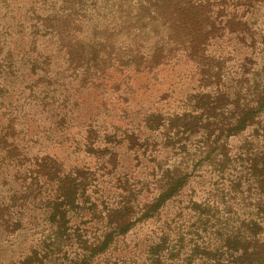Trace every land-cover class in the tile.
<instances>
[{
    "label": "trees",
    "instance_id": "16d2710c",
    "mask_svg": "<svg viewBox=\"0 0 264 264\" xmlns=\"http://www.w3.org/2000/svg\"><path fill=\"white\" fill-rule=\"evenodd\" d=\"M124 3L130 8L123 13L121 4L115 20L116 26L125 31L123 36L126 38H117L112 42L106 37L87 39L84 31V42L87 41L84 45L87 46L84 47V75L91 74L93 78L85 80L81 87L95 84L107 87L115 74L106 72L102 66L104 60L143 55L141 47L134 46L133 41L147 29L154 39L150 48L147 46L150 51L147 55L150 64L146 65L148 72L157 74L167 66L173 71L183 62L186 71L195 80L196 88L186 95L182 111L124 108L120 119L113 121L108 120L110 113L104 110L107 117L103 124L105 147L99 149L95 133L87 130L83 143L75 146L77 151H72L78 156L72 161L58 152H47L33 159L24 170L26 160L21 159L17 152H12L10 146L2 148L5 151L3 160L14 163L18 174L26 173L20 180L22 194L19 206L26 209L28 200L38 201L44 228L26 252L20 253L18 258L2 260L0 264H110L105 258L121 245L122 250L141 247L145 254L141 264H264V86L258 88L255 96L247 102H242L235 90L232 94L226 91L223 55L208 52L212 39L219 37L217 31L220 30L216 22L218 16H213L215 11L211 0H125ZM85 6L84 17L87 18ZM64 11L70 12L71 8ZM65 15L61 16L63 20L70 18L69 14ZM232 16L235 17V12ZM247 22L248 19L245 24ZM127 25H131L130 33L126 32ZM47 27L50 32L46 34L61 39L64 35V38L68 36L67 31L59 28V24ZM150 41L148 37L147 43ZM173 51L175 54L171 56L169 53ZM162 53L166 54V60L156 61L157 55ZM65 55L71 54L65 51ZM118 67L116 72L123 74L122 68ZM137 113L142 114L138 121L135 120ZM133 125L134 133L130 134L128 131ZM250 126L261 131L253 135L261 139L258 146L261 149L259 153L258 150L253 153L246 170L230 181L227 200H224V195L218 194H212L218 196V200L203 197L199 201L191 197L186 206L176 211L178 217L186 210L194 214L195 220L193 224L185 226L188 229L186 232L174 221V228L169 222L128 242L132 232L158 220L167 204L184 196L185 189L199 168L198 162L210 159L212 164V159L223 170L231 159V138L241 135ZM140 127L151 131V135L142 136ZM187 133L188 137L200 133L202 146L192 155L193 158H173L167 154L166 162L160 160L161 164L155 165L161 173L151 178L154 195L149 201L141 204L136 203L135 199H128L102 214L103 211L97 208L89 192L92 168L100 162L116 166L115 148L124 141L127 142V149L134 151V140L148 144L152 137L156 140L157 136H161L158 141L160 148L153 147L150 155L146 154L145 149L135 155L137 160L142 156L155 163L158 158L156 154L164 151L173 153V148H169L170 142ZM116 137L119 139L116 140ZM141 190L137 193L140 194ZM238 193L241 195L238 196ZM231 204L235 207L229 208ZM0 206H3L0 207V230L7 234L23 230L22 212L25 209L14 210L12 202ZM220 219L224 225L219 226L218 230H211L208 236L200 234L201 227L206 232L213 227V222ZM193 226L195 228L191 230ZM185 236L189 237V243L185 244ZM114 262L112 264H119L120 258Z\"/></svg>",
    "mask_w": 264,
    "mask_h": 264
},
{
    "label": "rangeland",
    "instance_id": "374dc122",
    "mask_svg": "<svg viewBox=\"0 0 264 264\" xmlns=\"http://www.w3.org/2000/svg\"><path fill=\"white\" fill-rule=\"evenodd\" d=\"M124 1L0 0V205L12 202V205H15L14 210L25 209L19 204L22 194L20 180L26 173L18 174L14 163L3 160L5 151L2 148L10 146L12 152H17L21 159H25L27 163L23 167L24 170L33 159L47 152H58L72 161L78 157L77 153L72 151L78 150L75 146L83 143L87 130L91 129L95 133L94 138L99 149L105 147L103 124L107 119L106 112L110 113L108 120L118 121L124 108L182 111L186 95L194 92L196 82L186 71L183 62H180V66L173 71L167 66L157 74L148 72L146 67L148 63L150 64V58L147 56L150 53L148 47L150 48L154 39L147 29L142 32V36H135L133 41L134 46L141 47L143 55L137 58L104 60L102 66L106 72L115 74L107 83V87L98 84L81 87L85 80L93 78L91 74L84 75L86 61L84 47H87L84 46L87 43L84 42V31L87 39L93 40L106 37L112 42L117 38L120 40L126 38L123 36L125 31L122 32V28L116 26L115 20L121 4L123 13L128 11L129 6ZM211 2L215 11L213 16H218L216 22L220 30L217 31L219 37L212 39L208 52L217 56L223 55L226 91L232 94L235 90L239 93L240 100L247 102L255 96L258 88L264 86V0H211ZM84 6L87 18L84 17ZM65 8L69 10L71 8V11H64ZM65 14H69L70 18L63 20L61 16H66ZM76 15L79 17L75 19ZM242 15L244 17L241 20ZM246 19L249 20L247 24ZM54 24H59V28L67 31L68 36L64 38V35L61 39L46 34L50 32L47 26L52 27ZM127 27L126 32L130 33L131 25ZM73 36L78 38H72ZM148 37L151 38L149 43ZM65 51H69L71 55H65ZM169 54L172 56L175 51ZM165 55L158 54L156 61L166 60ZM45 56L47 62L43 63ZM117 66L122 68L123 74L116 72ZM111 85H114L113 88ZM140 116L141 113L135 114V120L138 121ZM262 123L264 124V117ZM100 126L102 127L99 128ZM123 128L120 129L122 132ZM133 128L134 125L128 131L130 134L134 133ZM140 128L142 136L151 135V131ZM97 129L99 132H96ZM259 132L261 131L250 126L241 135L231 138L232 149L229 154L231 159L223 170L212 159V164L210 159L198 162L199 168L196 175H193L189 187L185 189L184 196H179L176 202L167 204L158 220L132 232L128 242L169 222L172 224L171 228H174V221L183 232H186L188 229L185 226L193 224L194 214L186 210L178 217L176 211L186 206L191 197L199 201L203 197L218 200V196L212 195L218 194L224 195V200H227L230 181L246 170L256 150L260 152L261 148L258 146L261 139L253 136ZM187 135L188 133L181 135L183 137H175L170 142L169 148H173L175 155L173 151L156 154L158 158L155 163L142 156L137 160L135 155L144 149L147 151L146 154L150 155L153 147L160 148L158 141L161 140V136H157V141L152 137L148 144H144L142 140H134V151L128 150L127 142L124 141L115 148L118 160L116 166L103 165L100 162L92 168L89 192L97 208L103 211L102 214L104 215L108 208L128 199H135L136 203L141 204L149 201L154 195L151 178L161 173L155 165L161 164L160 160L166 162L167 154L174 156L173 158H193L192 155L196 154L199 146H202L200 133L189 137ZM118 139L119 137H116V140ZM178 140L182 141L177 142ZM140 190L138 194L137 191ZM238 200L241 201V197ZM230 206L229 208L235 207L234 204ZM23 213V230L14 234L0 230V261L18 258L20 253L28 250L31 242L39 237L44 228L38 201L28 200ZM222 221L220 219L213 222V227L206 232L201 227L200 234L208 236L211 230H218L219 226L224 225ZM193 228L195 226L191 230ZM187 236L185 244L189 243ZM122 248V245L118 246V249L108 254L105 259H108L110 264L115 263L116 258H120L119 264L143 262L145 254L141 247L139 249L130 247L127 250Z\"/></svg>",
    "mask_w": 264,
    "mask_h": 264
}]
</instances>
